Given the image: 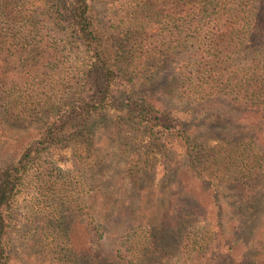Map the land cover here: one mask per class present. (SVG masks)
Listing matches in <instances>:
<instances>
[{
	"label": "trees",
	"instance_id": "trees-1",
	"mask_svg": "<svg viewBox=\"0 0 264 264\" xmlns=\"http://www.w3.org/2000/svg\"><path fill=\"white\" fill-rule=\"evenodd\" d=\"M96 1L0 0V106L7 111L21 104L34 106L43 117L32 127L34 135L18 140L19 158H10L0 165V264L10 262V221L15 198L29 170L42 153L55 146L79 144L89 153L107 112L115 113L118 124L139 127L142 135L157 141L164 137L176 140L185 157L192 160L197 146L183 115L168 108L155 94L135 93L138 83L153 81L162 73L182 45L174 43L179 44L185 36L197 47L185 61L188 73L179 70L167 91L183 94L186 92L179 90L194 87L196 91L190 98L195 100V93L205 92L203 84H212L215 91L206 94L208 97L222 91L234 96L237 106L253 107L256 112L264 108V41L258 38H264L259 35L262 28L264 32V0H106L105 5L112 10L110 20H114L110 24L104 21ZM153 22L183 30L174 39L177 41L169 39L159 43V47H146L144 32ZM59 34L61 45L69 46L64 55L57 43ZM253 39L258 43L249 47L253 59L244 73L241 75L239 69L228 71L235 57L243 54L248 48L246 43L252 45ZM79 54L83 57L78 58ZM69 64L73 66L70 68ZM207 68L217 71L204 74ZM250 144L256 149L257 160L251 168L242 165L246 174L238 172L231 188L223 189L232 191L236 202L216 203L212 207L215 220L220 222L215 234L196 238L189 232L181 239L174 232L173 244L186 247L183 253H172L169 264L243 263L240 230L243 219L255 208L250 180L264 178V167L258 161L263 160L259 150L263 148L256 140ZM215 148L210 145L203 151L213 152ZM96 197L99 194H94ZM103 218L100 215L99 219ZM163 218L158 212L150 223L145 221L144 247L131 259H122L111 249L103 257L94 258L93 264H144L142 259L157 255L158 246L163 244L155 233L157 225L162 227ZM172 218L167 220L176 229L177 218ZM115 231L103 228L104 234H111L108 240L117 234ZM214 243L224 244L229 250L221 263L210 252ZM253 252V264H264V210L254 231ZM68 254L74 264L81 258L77 251L69 250Z\"/></svg>",
	"mask_w": 264,
	"mask_h": 264
},
{
	"label": "rangeland",
	"instance_id": "rangeland-1",
	"mask_svg": "<svg viewBox=\"0 0 264 264\" xmlns=\"http://www.w3.org/2000/svg\"><path fill=\"white\" fill-rule=\"evenodd\" d=\"M105 2L97 0L96 4L104 21L110 24L114 21L110 20L112 10ZM249 25H253L252 19ZM149 28L144 32L146 47H159V43L169 39L177 41L174 39L183 30L162 27L156 22ZM259 35H264L263 28ZM58 37L57 43L64 55L69 46H62L63 39L60 34ZM185 38L179 44L174 43L182 45L177 47L176 57L163 67L162 73L153 81L138 83L135 93L155 94L164 105L183 115L197 146L192 160L185 157L176 140L164 137L157 141L155 137L142 135L139 127L118 124L115 113L107 112L89 153L79 144L55 146L42 153L29 170L15 198L10 221L9 264H74L69 250L81 253L77 264H93L94 258L103 257L111 249L122 259H131L132 254L137 255L144 247L145 221L150 223L158 212L165 216L162 227H155L163 244L158 246L157 255L142 259L144 264H169L172 253L185 251L186 246L173 244L174 232L181 239L189 232L197 235L196 238L215 234L220 222L215 220L213 205L236 202L234 193L223 189L231 188L232 180L239 177L238 172L244 173L242 165L251 168L257 160L256 149L250 142L256 140L263 148L259 149L263 160L258 161L264 167V108L256 112L253 107L237 106L232 100L234 96L222 91L208 97L206 94L215 91L212 84H203L205 92L195 93L192 96L195 100L190 98L193 90L196 91L194 87L179 90V93L186 92L183 94L167 91L166 87L178 77L179 70L188 73L185 61L190 59L193 47H197L196 42ZM257 43V39H253L252 45L246 43L248 48L235 57L228 71L239 69L242 75L253 59L249 47ZM81 57L83 54L78 55ZM215 71L207 68L204 74ZM42 118L34 106L21 104L8 111L0 106V165L10 158H19L18 140L34 135L32 127ZM210 145L217 148L204 152ZM250 183L254 190L251 203L255 208L243 219L240 230L244 247L242 264H253L254 231L264 210V178L252 177ZM94 194L99 197L94 199ZM100 215H104L101 220ZM170 217L177 218L176 229L168 222ZM103 228L109 232L116 230L117 234L108 240L111 234H104ZM211 245L212 256L221 263L229 254L227 246Z\"/></svg>",
	"mask_w": 264,
	"mask_h": 264
}]
</instances>
